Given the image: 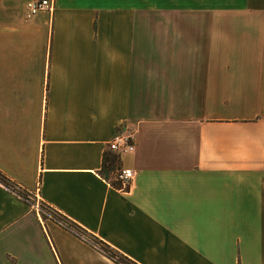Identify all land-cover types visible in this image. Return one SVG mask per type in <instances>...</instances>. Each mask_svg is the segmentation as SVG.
<instances>
[{
  "label": "crops",
  "instance_id": "obj_1",
  "mask_svg": "<svg viewBox=\"0 0 264 264\" xmlns=\"http://www.w3.org/2000/svg\"><path fill=\"white\" fill-rule=\"evenodd\" d=\"M30 1L0 0V264H115L67 221L136 264H264V0Z\"/></svg>",
  "mask_w": 264,
  "mask_h": 264
},
{
  "label": "built area",
  "instance_id": "obj_2",
  "mask_svg": "<svg viewBox=\"0 0 264 264\" xmlns=\"http://www.w3.org/2000/svg\"><path fill=\"white\" fill-rule=\"evenodd\" d=\"M55 1L56 0H34L28 2L26 5L27 20H33L42 13H53L55 9ZM135 149V132L131 131H122L118 133L108 144V150L111 153L115 154L118 158H121L124 155L133 154L135 152ZM135 178L136 173L133 170L119 168L115 172L114 183L121 192H129L131 190ZM0 186H3L7 190L15 193L12 189L6 187V185L1 180ZM39 188L40 185H37V191H39ZM36 206L35 209L39 213L40 209L38 205ZM61 223L63 224V222Z\"/></svg>",
  "mask_w": 264,
  "mask_h": 264
},
{
  "label": "trees",
  "instance_id": "obj_3",
  "mask_svg": "<svg viewBox=\"0 0 264 264\" xmlns=\"http://www.w3.org/2000/svg\"><path fill=\"white\" fill-rule=\"evenodd\" d=\"M108 163H109L108 165L105 164L104 170L102 172V175L104 177H106L107 179H109L108 178L109 173L116 170V168L118 166L117 165L118 158L112 157L110 160H108ZM0 180L6 185V187L12 189L15 192V194L22 197L20 192H18V190L10 183V181L8 179H6L4 176H2L1 174H0ZM112 184L114 186H116L115 183H112ZM46 212H48V210ZM48 213H51L53 215L52 219L55 220L54 218H56V217L53 214V212L49 211ZM57 220L62 221V219L60 217H58ZM65 221H67V220H65ZM66 223L69 226L68 228H70L72 231H74L75 235H77L79 238H82L84 241L89 243L97 252H99L100 254L105 256L107 259H109L113 263H115V264H136L133 261H131L129 258L124 256L123 254H121L120 252L116 251L115 249H113L112 247H110L109 245L104 243L103 241L99 240L97 237H95L91 234H88L86 231L82 230L78 226H76V225H74L68 221ZM86 235L91 236L94 239V241L91 242L88 239H86L85 238Z\"/></svg>",
  "mask_w": 264,
  "mask_h": 264
},
{
  "label": "rangeland",
  "instance_id": "obj_4",
  "mask_svg": "<svg viewBox=\"0 0 264 264\" xmlns=\"http://www.w3.org/2000/svg\"><path fill=\"white\" fill-rule=\"evenodd\" d=\"M36 205H38L41 214H42V212L47 211V208H46L45 206H43L41 203H38V202L35 201V206H36ZM36 207H37V206H36ZM48 212H49V210H48ZM49 214H51V213H49ZM51 215H52V214H51ZM85 238L88 239V240L91 241V242L94 241V239H93L91 236H89V235H86Z\"/></svg>",
  "mask_w": 264,
  "mask_h": 264
}]
</instances>
